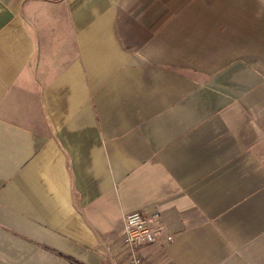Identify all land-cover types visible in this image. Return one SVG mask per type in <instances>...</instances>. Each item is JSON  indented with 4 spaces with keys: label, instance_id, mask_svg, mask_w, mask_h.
<instances>
[{
    "label": "crops",
    "instance_id": "0c3cea01",
    "mask_svg": "<svg viewBox=\"0 0 264 264\" xmlns=\"http://www.w3.org/2000/svg\"><path fill=\"white\" fill-rule=\"evenodd\" d=\"M134 211L264 264V0H0V264H125Z\"/></svg>",
    "mask_w": 264,
    "mask_h": 264
},
{
    "label": "built area",
    "instance_id": "2783aa9c",
    "mask_svg": "<svg viewBox=\"0 0 264 264\" xmlns=\"http://www.w3.org/2000/svg\"><path fill=\"white\" fill-rule=\"evenodd\" d=\"M157 218V214L153 216ZM124 239L126 252L125 264H148L142 250L145 246L155 244L161 236V228L151 226L146 214L134 211L124 216ZM172 240V237L168 238Z\"/></svg>",
    "mask_w": 264,
    "mask_h": 264
}]
</instances>
